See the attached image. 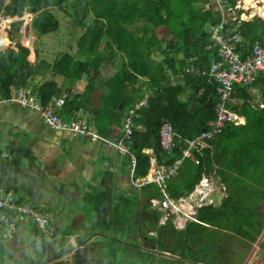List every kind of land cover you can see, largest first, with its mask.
<instances>
[{
	"label": "trees",
	"instance_id": "trees-1",
	"mask_svg": "<svg viewBox=\"0 0 264 264\" xmlns=\"http://www.w3.org/2000/svg\"><path fill=\"white\" fill-rule=\"evenodd\" d=\"M212 1L12 0V4L7 6L6 0H0V15L2 12L12 17L33 14L35 16H26V23L33 21L38 32L46 22L44 12L50 21L46 23L43 33L49 34L60 29L55 9L69 14L82 30L77 51H61L52 63L46 59H40L34 65L29 63V49L34 59L36 48L29 46V49L23 48L19 52V40L15 42L16 50L11 48L14 44H0V52L6 51L8 54L5 57L0 54V96L8 97L14 88L21 87L38 90L44 104L54 97L63 96L65 102L59 114L64 119L84 109L94 115L95 127L101 133L108 135L115 126L119 136L124 133V111L148 96L147 106L136 116L137 125L131 140L132 153L140 162L144 156L143 146L148 144L156 149L160 161L169 154L167 163H171L169 160H174L175 154H182L183 139L195 137L206 129L210 120L217 118V81L204 72H210L215 61L223 60L218 48L212 43L210 31V27L219 23L222 16L216 8L205 7ZM228 1L233 5L238 2ZM37 18L39 20L35 23ZM14 24L19 31L21 21ZM227 27L230 32L241 35L242 40L236 44L235 50L242 58L252 52L255 43L264 45V21L259 17L250 21L233 20ZM3 29L9 35L13 31L17 33L9 24L4 25ZM158 29L164 30L159 33ZM21 30L17 33L18 38ZM6 33V42H9ZM9 49L19 54L13 51L9 54ZM50 71L51 79L37 82L38 77ZM258 75L264 78V72ZM85 77L88 79L86 84L80 88L71 87ZM98 78L103 79L108 90L101 93L100 103L94 104L93 92ZM263 78L262 82L253 86H242V82H235L234 85L233 95L240 102L229 104V107L239 117L245 116L247 121L241 124L238 117L236 122L240 125H237L227 120L219 136H229L237 144L227 154L216 152L217 159L227 161V164L219 163L222 167L218 170L228 191L222 205L202 208L199 213L201 222H189L185 228L178 229L173 217L162 220L163 213L151 207V198L161 193L157 185L147 184L141 191L134 190L133 194L121 193L113 206L109 202L110 210H101L106 219L100 220L96 214L88 216L91 224L89 235L85 241L79 237L81 244L91 238L101 240L102 247L94 255L98 257L96 260L99 264H153V261L162 264H208L218 251L212 235L207 234V226L211 224L232 238L246 241L245 247L239 252L242 254L240 264L244 263L247 252L264 230V211L261 209L264 203ZM257 84L258 88H255ZM73 88L75 92H71ZM254 89L257 90L253 94ZM193 90L202 95H191ZM183 92L188 93L187 101L180 97ZM163 118L172 121L178 134L173 152L167 154L160 145L159 131ZM139 124L141 129L138 128ZM10 150L13 157H19L21 152L25 154L26 151L23 147H11ZM124 160H130V157L125 155ZM12 162L15 163L16 159ZM5 163V159L0 156V169ZM138 173L144 172L139 168ZM169 189L172 193L171 186ZM101 196L104 201H109L105 192ZM17 199L19 204L27 203L47 213L46 208ZM108 214L112 215V219H107ZM51 216L54 220V216ZM23 226L27 228L24 235L26 244L20 246L21 250L29 247H33V251L39 250V253L31 252V256H27L29 264H62L63 251L59 250H63L62 247L50 242L34 217L21 220L19 229ZM10 245L0 241V264H17L19 261H13ZM259 252L264 254V239ZM42 253L46 255H43L45 259L38 261ZM170 254L175 258H167ZM92 257L77 254L76 258L74 256L75 264H95L87 262Z\"/></svg>",
	"mask_w": 264,
	"mask_h": 264
},
{
	"label": "crops",
	"instance_id": "crops-1",
	"mask_svg": "<svg viewBox=\"0 0 264 264\" xmlns=\"http://www.w3.org/2000/svg\"><path fill=\"white\" fill-rule=\"evenodd\" d=\"M251 1L252 0H240L241 4H243V8L238 9L237 12L245 21L254 19L253 15L256 10L252 7H248ZM220 14L223 17L221 12ZM0 16L3 17L2 20L6 18L3 12ZM5 33L6 30L3 29V24H1L0 44L4 46L7 43V36ZM13 37L14 35H12V38ZM212 43L214 44L213 39ZM256 44L261 43L257 42L254 46ZM16 47L15 44L11 46V48L14 49ZM9 50V54L11 51L15 54L13 49ZM17 50H19V47H17ZM0 54H2L3 57L8 55L6 51L0 52ZM36 59V57L33 60L29 59V63L32 64ZM115 72L116 71H113V73ZM204 72L209 74L207 70ZM262 78L261 75H257L254 81L249 83L242 82L241 85L253 86L256 83L259 84L262 82ZM208 81L210 82V78ZM100 82L103 83L102 78L97 79L96 89L93 92L94 104L100 103V95L104 93L102 91L99 94L97 93L102 87V83ZM86 83L87 82H83L82 79L80 82L73 83L71 87L83 86ZM210 84L212 85L211 82ZM258 84L255 88H258ZM21 88H31L35 90L33 87ZM75 90L76 89L73 88L71 92H75ZM256 90L257 89L252 90L253 94ZM35 91L39 93V99L41 98L42 100L40 92L38 90ZM193 94L196 96L202 95V93H196L195 90L192 91L191 95ZM180 97L183 101L189 99L187 92H183ZM58 98L64 99L63 96H60L54 97L50 101H54V99ZM232 98L234 99V104L240 102L235 95L231 97V100ZM231 100L229 104H232ZM135 104L130 108H133ZM190 106L193 107V105ZM130 108L123 113V125L126 118L130 116ZM137 114L132 118L135 122V128L137 125ZM93 117L94 115L91 112L83 109L80 112L74 113L71 117L65 118V120L74 118L83 121L90 130L93 132L95 131L98 135L113 140L118 138L120 134L117 135L119 131L115 126L112 127L113 131L110 134L105 135L95 127ZM214 120L215 119L210 120L206 128H210ZM165 121H170L172 123L170 119L163 118L162 124ZM246 121L247 119L245 116H240L239 122L241 124H245ZM239 122L234 123L240 125ZM139 126L140 124L138 128L141 129ZM223 128L212 138H206L198 142L197 146L191 150L189 156L184 157L182 154H175L174 160L173 158L169 160L171 163H167L169 159V154L167 153H172L173 151L165 150L160 142L162 149L165 150L167 154L160 161L156 149L146 144L143 146L144 156L139 162L137 156L132 153V150L130 153H121L101 139H93L89 135H78L70 131L54 130L45 124L39 112L31 108L22 107L15 102L1 103L0 156L5 159L6 163L0 169V195L4 191L13 190L18 198L26 202H31L38 207L46 208L47 211L45 212L54 216V220H56V223L54 221V225L58 226L57 234H59L61 233L59 228L65 227L64 224L66 222L71 224V222L76 223L77 220H90L88 216L92 214L98 215L100 220L103 219L104 217L102 216L101 210H103V208L110 210L109 202L113 206L114 202L119 200V194L123 193L128 195L133 194L134 190L141 191L143 187L136 188L133 186L131 178L142 179L149 174L153 175L157 170H161L164 173L168 172L175 166L176 161L181 159L182 162L176 174L171 175L169 178L165 177L161 185L157 182H151L150 184H155L159 187L164 196L163 200H169V196H171L170 201L176 206V209L170 215L175 216L174 219L180 222L182 229L187 226L190 220L201 222L195 215V209L212 207L211 203L213 199L211 194L215 189V184L220 187L225 185V182L221 180L218 170L222 167L219 163L227 164V161L222 158L217 159L216 152L218 154H227L231 150V147L237 146V144L233 143L229 136L219 138ZM160 132L161 128L159 134ZM201 132L193 138L183 139L181 147L184 148L190 140L197 138ZM175 133L176 140L178 134L176 131ZM212 141L216 143L213 144ZM129 144L131 146V141ZM11 147H23L26 150L25 154L21 152L19 157H13L10 150ZM125 155H128L130 160H124ZM230 156L231 154H229V160ZM133 157H135V161ZM13 159H16L15 163L12 162ZM139 168L140 171L144 173H138ZM169 186L172 187V193H176V195L174 194L175 196L172 195ZM104 192L105 197L108 198L109 201H104L103 196H101ZM161 193L159 192L157 196L151 198L152 208L156 205L153 200H157V198L161 196ZM88 198H90V203L88 202ZM85 214H87V216ZM75 215L77 216L73 219ZM107 219H112V215L108 214ZM83 227V225L80 227L82 232ZM26 231L27 228L25 226L21 227L19 233H17V240L14 238L7 242L11 244L10 249L14 251L16 250L19 238L22 241L17 250V253L21 255L18 259L24 255L23 252L22 254L19 252L22 251L20 246L26 244L24 239ZM67 235L66 245H68V247H66V249L74 247V245H69L72 237H75L77 242H80L79 237L74 233L73 235L67 233ZM63 239L65 241V237H63ZM91 239L93 240L94 238Z\"/></svg>",
	"mask_w": 264,
	"mask_h": 264
},
{
	"label": "built area",
	"instance_id": "built-area-1",
	"mask_svg": "<svg viewBox=\"0 0 264 264\" xmlns=\"http://www.w3.org/2000/svg\"><path fill=\"white\" fill-rule=\"evenodd\" d=\"M254 5L257 10L253 18L259 17L264 21V0H254ZM249 7V6H248ZM243 8L240 0L236 4H231L228 0H218V7L216 10L220 11L223 15L222 20L210 27L211 37L214 41V46L219 50V55L223 60L215 61L209 72L211 79H215L217 83L216 90L219 94V101L216 104L217 118L214 120L210 128L203 129L201 134L190 140L187 145L182 149V155L187 157L190 155L191 150L197 146V143L206 138H212L217 134L225 125L227 120L236 122L239 115L234 113L230 107L229 102L233 95L235 82L249 83L256 79L260 72H264V47L256 44L253 52L246 55L244 58L235 50L237 43L241 42L242 38L239 33L229 31L227 24L233 20L242 19L237 10ZM15 102L18 105L31 108L39 112L50 128L57 131H70L78 135H89L93 139H101L109 146L117 149L121 153H130V141L132 139L135 122L134 115L137 114L143 106L148 104V96L139 100L133 108H130V116L126 118L124 123V133L121 134L116 140L105 138L93 132L88 126L80 120L72 118L65 120L59 114L65 100L63 98L54 99L48 104H44L39 99V93L31 88L13 89L8 97H0L1 103ZM240 120V117H239ZM175 130L170 121H165L162 124L160 132V142L165 150L172 151L175 146ZM135 161V157H133ZM182 160L178 159L175 166L168 172L157 170L153 175L149 174L144 178H131L133 186L136 188L143 187L151 182L162 184L164 178H169L171 175L177 173ZM164 191V189H163ZM165 192V191H164ZM154 204L158 201L153 200ZM162 207L169 208V215L173 213L176 206L168 199L162 200ZM34 217L37 225L49 238L55 236V228L53 225V218L50 213H43L37 210L34 206L27 203L19 204V200L13 190L6 191L4 196H0V241L9 242L14 239L18 233L19 223L26 221L27 218Z\"/></svg>",
	"mask_w": 264,
	"mask_h": 264
},
{
	"label": "rangeland",
	"instance_id": "rangeland-1",
	"mask_svg": "<svg viewBox=\"0 0 264 264\" xmlns=\"http://www.w3.org/2000/svg\"><path fill=\"white\" fill-rule=\"evenodd\" d=\"M254 0L251 1V4L249 7L254 8L255 10H257L256 6L254 5ZM12 4V0H7L6 1V5L9 6ZM206 8H217L218 7V0H213L211 3H207L205 4ZM200 8V7H197ZM48 11V10H46ZM49 12V11H48ZM54 13L56 15V17L60 20V29L56 32H52L49 34H44L43 30L44 28L47 27V24L49 20L48 18V14L46 12H44L45 17H46V22L45 25L43 26L42 30L40 32L36 31L35 27L33 26V21H29L26 23V16L27 14H25L23 17H12V16H7L5 15L4 17H6L5 19L2 20V16H0V26L1 24H3V28L4 25L9 24L12 28V30L14 29L17 33L21 30L20 32V36L18 38L17 33L11 32L14 37L11 38V35H9V42L6 43V45L10 46L15 44V42H17L16 40H19V45H20V50L19 52L23 51V48H28L30 45V47L32 48H36V54L35 57L37 58L34 62H32V64H37L38 61L40 59H46L48 62L52 63L54 58L56 57V55L61 52V51H69V52H76L77 51V46H78V39L82 33L81 28L76 24V22L74 20H72V18H70V15H66L64 12L55 9ZM43 14V13H42ZM43 14V15H44ZM33 15V14H30ZM69 16V17H67ZM34 19V18H33ZM39 20V18L35 19L34 22L36 23ZM21 21V28L19 31H17V29L15 27L16 24H14L15 22H19ZM26 23V24H25ZM164 29H158L159 33H162ZM166 32H168L166 30ZM30 50V54H29V59L33 60V58L31 57V49ZM18 53V52H17ZM15 52V54H17ZM52 77V71H50V73H47L43 76H40L37 78V82L43 83L44 80L46 79H51ZM83 82H88V79L85 77L83 79ZM102 83V82H100ZM108 90V88L105 87L104 83H102V87L100 88V90H98V94L102 91V92H106ZM84 91V88H83ZM231 103L234 104V99L232 98ZM6 194V191H4L0 196H4ZM228 195V191H227V187L226 185L224 186H218L217 184H215V189L211 194V197L213 199V202L211 203L212 207H219L222 205L223 201L225 200V198ZM164 196L161 193V196L159 198H157L156 201H158L157 205H154L153 208L157 209L159 212L163 213V217L162 220H166L167 217H174L173 215H169V208H164L162 207V200H163ZM169 200H171V196H169ZM88 202L90 203V198H88ZM261 209L264 211V203H262L261 205ZM200 208H196L195 209V215L199 218V213H200ZM87 216V214H85ZM77 215H75L73 217L76 218ZM56 223V220H53V223ZM189 222H197L196 220H190ZM174 224L176 225V227L178 229H181L182 225L180 224V222L178 220L174 219ZM206 224V223H203ZM65 227H60L59 230L61 233L57 234L54 237L49 238L50 242H54L60 244V247H64L63 250H61V248H59L60 251H63V254L61 256H63L61 259L63 260L61 263L62 264H75V260H74V256L75 258L77 257V254L79 256L82 255H87V257H91L90 260L88 259V261L95 263V264H99V261L96 260L98 257L94 256L97 251H99L98 249H100L102 247V243L101 240H90L84 244H81L80 242H77V239L75 237H72V239L70 240L69 245H74V247H69V249H66V247H68V245H66L67 243V238L68 235L67 233H71L73 235V233L80 237L82 240L85 241V239L88 237L89 233L88 230L91 226L90 221L89 220H77L76 223H72L69 224L68 222H66ZM83 227V232L81 231V226ZM208 225V224H207ZM207 230V234L208 235H212V240H213V244L216 246V248L218 249V251L216 252L215 256L213 257L212 260H209L207 263L208 264H240V259L242 258V254L239 253L242 248H244L245 246V240L239 239V238H232L229 235L224 234L223 232H221V229L214 225H208ZM53 228H55V230L58 229V226H54ZM183 229V228H182ZM19 230V228H18ZM63 237H65V241L63 239ZM15 240H17V235H15ZM262 238H258V240L253 244L252 248L247 252L246 257H245V261L243 264H264V254H261L259 252L260 250V244ZM22 241L19 238V242L17 243L16 246V250H14L13 253V261L17 264H29V261L26 259L27 256H31V252H33V254L35 252L39 253V250L37 251H33V247H29V248H24L23 251H20L19 253L22 254V252L24 253V255L18 259L21 255H19L17 253L18 250V246L19 244H21ZM66 245V246H65ZM149 247V246H147ZM199 246H196V248H198ZM58 249V248H57ZM97 249V250H96ZM83 250V251H82ZM169 254V252H167ZM46 256L45 254L42 253V255L40 257L37 258L38 261H43L45 258L44 256ZM50 254L48 253V256ZM226 255V258H225ZM205 257V256H204ZM167 258H175L173 255H167ZM204 259V258H203ZM37 261V262H38ZM54 264H58V263H54ZM60 264V263H59ZM153 264H162L161 262H156L153 261ZM201 264V263H200Z\"/></svg>",
	"mask_w": 264,
	"mask_h": 264
},
{
	"label": "water",
	"instance_id": "water-1",
	"mask_svg": "<svg viewBox=\"0 0 264 264\" xmlns=\"http://www.w3.org/2000/svg\"><path fill=\"white\" fill-rule=\"evenodd\" d=\"M260 238H262V240H261V241H263V239H264V230H263V232H262V234H261Z\"/></svg>",
	"mask_w": 264,
	"mask_h": 264
},
{
	"label": "clouds",
	"instance_id": "clouds-1",
	"mask_svg": "<svg viewBox=\"0 0 264 264\" xmlns=\"http://www.w3.org/2000/svg\"><path fill=\"white\" fill-rule=\"evenodd\" d=\"M4 16H5V15H4ZM31 16H35V15H31ZM260 45H261V44H260ZM261 46H262V45H261ZM254 47H255V46H254ZM254 47L252 48V50L254 49ZM262 47H264V45H263ZM252 52H253V51H252ZM0 97H4V96H0ZM139 111H140V110H139ZM139 111H138V112H139ZM138 112H137V113H138Z\"/></svg>",
	"mask_w": 264,
	"mask_h": 264
},
{
	"label": "bare ground",
	"instance_id": "bare-ground-1",
	"mask_svg": "<svg viewBox=\"0 0 264 264\" xmlns=\"http://www.w3.org/2000/svg\"><path fill=\"white\" fill-rule=\"evenodd\" d=\"M247 1H250V0H247ZM37 31V30H36ZM20 42V41H19ZM21 43V42H20ZM28 46H30V45H28Z\"/></svg>",
	"mask_w": 264,
	"mask_h": 264
}]
</instances>
